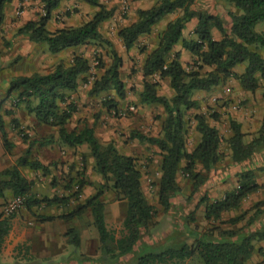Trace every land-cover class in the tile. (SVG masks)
Returning a JSON list of instances; mask_svg holds the SVG:
<instances>
[{"label": "trees", "instance_id": "obj_1", "mask_svg": "<svg viewBox=\"0 0 264 264\" xmlns=\"http://www.w3.org/2000/svg\"><path fill=\"white\" fill-rule=\"evenodd\" d=\"M10 1L0 0V25L4 20V6ZM42 1L45 2L46 14L38 21L27 22L18 34L26 35L36 43H46L52 53L78 45L107 43L112 47L109 52L112 62L107 66L100 59L99 68L103 73L95 77L89 94L101 96L114 91L118 99H125L128 89L122 78L124 59L99 29L103 22L114 16L115 9L108 8L100 0H82L96 8L87 21L77 26L50 31L46 26L47 22L51 13L59 7L61 0ZM226 1L242 11L241 14L230 12L233 20L230 32L226 30L222 18L218 15L194 9L195 0H157L150 8H139L135 20L119 28L118 35L127 51H130L136 46L139 38L150 34L161 20L177 14L167 22L159 34L158 44L146 54L141 72L143 88L138 94L141 104H155L164 108L166 117L161 134L158 137L140 132L133 134L159 149L156 153L161 156V176L158 183L154 184L157 185L158 204L165 211L171 207V198L181 192L177 180L178 173L183 171L189 177L194 193L208 179L207 173L222 161L226 148L231 151L232 160L241 163L251 158L256 150L264 145V115L260 128L249 142L245 141L246 134L242 131L241 124L233 118L229 119L233 135L226 139L219 129L209 122L210 119L219 120L218 112L208 114L196 111L193 116L188 115L191 110L200 108L199 102L194 98L196 91L210 90L230 77H234L245 91L255 93L263 89L264 101V56L261 52L264 51V31L256 29L258 24L264 22V0ZM70 14V11L66 13ZM194 18L197 19L193 31L194 38L188 39L184 37V29ZM213 29L218 30L220 39L214 37ZM179 42L192 54L194 64L189 71L181 60L180 53L173 51ZM146 50L145 46L140 49L141 53H146ZM239 64H246L243 73L233 70ZM90 71V60L83 55H75L68 64L60 62L48 74L16 77L11 81L6 99L16 94L14 107L24 105L30 113L35 114L40 123L58 129V141L52 135L40 141L41 145L58 143L63 147L74 148L87 144L94 159L93 169L102 177L100 188L84 203H79L74 209L63 212L60 216H47L36 211V208L67 206L72 197L79 198L83 188L89 183L81 177L83 172H80L77 184L68 186V189L77 188L71 195L40 197L33 194L34 182L23 175L20 166H29L44 173H48L49 168L39 160L30 159L29 144L17 164L0 171V200L5 201L8 196L25 198L23 207L39 222L53 221L56 218L70 221L89 210L94 216L102 249L112 260L132 251L140 237L154 224L157 209L144 193V172L138 157L122 153L113 141L102 144L88 124L82 129H70L68 126L77 112V104L71 100V95L77 92L80 77L83 80ZM165 79L169 80L173 91L171 97L160 95V83ZM106 100L105 105L110 109L119 106V100L115 97H107ZM4 101L5 99L0 100V108ZM5 113L14 114L12 110H6ZM12 121L14 128L22 134L23 140L27 141L29 137L23 134L19 120L14 117ZM193 121L194 128L191 125ZM190 128L200 136L191 151L188 149ZM0 133L4 148L9 152L14 143L8 138L6 121L1 112ZM83 163L85 165V159ZM199 165L205 173L197 169ZM261 170H264V167ZM237 176L238 188L227 192L222 199L207 203V220H221L224 212L239 208L244 199L264 186L257 182L253 170L240 172ZM109 190L113 191L115 200H127L123 232L119 237L106 225L107 204L103 196ZM207 201V196L201 199V202ZM263 214L264 200L254 206L253 214L243 227L238 230L219 231L226 239L212 241L198 237L192 245L183 244L177 248L169 247L141 255L136 264L183 263L195 255L205 264H246L255 250L254 241L264 240V226L254 231L245 230ZM16 215L17 212L0 213V254L12 229V219ZM246 215L247 212L226 222L238 223L244 220ZM191 220H194V216H191ZM66 237L68 243L75 247L81 246L80 232L76 228L68 229ZM112 243L116 245L115 249L112 248Z\"/></svg>", "mask_w": 264, "mask_h": 264}, {"label": "crops", "instance_id": "obj_2", "mask_svg": "<svg viewBox=\"0 0 264 264\" xmlns=\"http://www.w3.org/2000/svg\"><path fill=\"white\" fill-rule=\"evenodd\" d=\"M100 1L108 8H114V5L118 0H115V4L112 3V0H100ZM69 3L80 8L82 11L84 9L88 11L87 13L85 12L82 13L80 17L75 16L74 11H72L71 14H73L74 16L72 15L71 18L70 17L68 18V16H64V13L65 10H68L66 8V5H68ZM124 3L129 4L130 12H133L134 10L135 18H136V11L139 8L146 9L152 7L155 4L154 2L148 5L147 0H138V1L124 0ZM119 9L120 6L118 7L117 12H119ZM95 11L96 8L86 4L82 0H61L59 7L51 13V18L48 20L46 26L50 31H56L63 27L77 26L87 21ZM45 14H46L45 2L42 0H11L10 2L5 4L4 20L0 25V43L1 42L5 43L7 49H10L9 52L14 54L19 53V56L20 57L22 56L21 59L28 57L29 64L27 68L22 67L13 74L7 72L4 74V76L2 75V77L0 78V87H2L3 89L5 90L9 89L11 81L18 76L48 74L52 72L54 68L57 66V64H59L60 62H64L68 64L75 55H83L90 60V63H92L91 52L92 53L95 52L94 48H96L95 45L97 43L78 45L64 49L59 53H52L50 52L49 47L46 43H36L31 41L26 35L18 34V31L27 22L38 21ZM114 16H116V10ZM135 18L132 21H134ZM170 20L171 19L170 18L167 19V17L161 20L158 24L154 26V29L150 34L143 35L145 37L141 36L139 38L138 43L143 38L145 40L151 39L152 42H148V43H151L150 46L154 48L158 44L159 34L164 30L167 22ZM105 22H103L100 25L99 29L103 34V36L109 41H111V43L114 45V48L123 57L124 65H126V61H127L126 57L128 58L130 54H133V51L136 50L138 43H136V46H134L130 51H127L123 41L118 35L119 29L116 32L114 31L113 33H109L104 29L102 30V26ZM196 24H197L196 18L192 19L189 23L186 24L184 29V37H186L185 33H187V35L189 36L186 38L188 39L194 38L193 31L195 29ZM212 32L216 39L221 38V35L218 32V30L213 29ZM144 46L147 47V50L146 53H141L140 63L138 66L140 68L139 69L140 72H142V65L146 57V54L152 49L149 48L147 45ZM173 51L180 53L181 60L183 61L184 64L188 61L190 62V60H192L193 58L192 54L184 48L181 42L177 43L174 46ZM3 57H8V55H5ZM104 62L106 63L107 66H109L112 60L111 58H109L108 61L105 60ZM245 67L246 64H239L236 67H234L233 70L237 73H243ZM91 69H92V64H91ZM6 71H10V70L6 69ZM93 81L94 80L90 81L89 82L90 84L87 86L86 84H83L82 77H80L77 92L71 95V100L75 101L77 104V112L74 114V116L71 119V121L75 120L76 125H74L72 129L76 128V126L78 127V129H82L83 126L88 124L90 127L94 129L96 137L102 144H108L113 141L116 144L117 148L122 153L127 155H133L135 157H145L148 156V154L151 155L152 159L149 162V167L144 172L142 177V187L145 195L148 197L146 177H150L154 182L158 183V179L161 176V172H160L161 156L158 153H156L159 152V149L156 145L149 143L146 140H141L137 136H133V134L140 132L147 136L158 137L161 134L163 121L164 118L166 117L165 110L163 107H161L159 109L161 117L155 119L151 115V109H149L151 108V106L154 105L149 106L147 104H139V107L137 109L135 107L136 111L133 115H131L129 119L125 118L122 120L123 121L122 124H118L117 121H115L112 118V109L108 108L105 104L104 106L102 104H100L99 106L98 104L96 107L88 106V102H92V100L98 98V96H92V95L90 96L88 92V89L91 88ZM163 82L166 85H168V92L167 94H165V96L171 97L173 95V91L169 86V80L165 79L162 81V83ZM237 84L239 88L238 91H232L230 88L227 87H224L222 89L221 85H218L210 90L196 91L194 94V98L199 102L200 109L203 112H206L207 104H210L212 102H217L218 104H220L223 100L233 99L234 102L236 103V106L234 105L232 107L233 109L218 107L217 112L220 114L219 120L210 119L209 122L212 126H216L219 129L221 135L227 139L233 135L229 124V119L233 118L241 124L242 131L246 134L245 141L249 142L253 138V135L258 131L262 123V119L264 115L263 89H259L255 93H253L241 89L238 82ZM114 93H115L114 91L109 92L110 94L109 98L112 99V97H115V99L119 100L120 102V99H118V97ZM160 95H164V94L160 93ZM7 96L8 93H6L4 97L2 95L3 97L2 99H5ZM12 96L17 97L16 94H12L8 99L5 100L6 102L4 101L2 105L5 108L15 110V112H18L20 109L24 108V112H22L23 114L25 113L24 116L22 114L21 115L15 114L16 116L15 118L17 119L19 118L18 120L20 122V128H23L24 126H31L33 124L42 126L47 133L53 134L55 140L58 141L59 136H58L57 128L40 123V121L36 118L35 114L30 113L24 107V105H21L20 107H14L13 106L14 99H12L14 97ZM240 103L242 105H240ZM121 104L123 105V103ZM99 115L100 118L97 119ZM143 118L146 120V122L150 120L152 125L148 126V128L141 125L143 124V122L141 121ZM191 125L194 128L195 126L194 121L191 123ZM6 131H7V124H6ZM122 132L124 134L126 133L130 134L128 139L124 136H121L123 134ZM199 140H200V136L197 135V141ZM54 144H49L47 146H51ZM64 147L68 148L67 146ZM80 147H84V149H86V153L84 155L86 157V160L90 163L91 170L93 171L94 159L90 154L88 145L83 144L80 145ZM188 149L189 151H191L193 148L192 149L188 148ZM56 155L60 156L58 154ZM48 159L49 158L45 156V157H41L40 161L44 165H47L49 162ZM263 167H264V145L260 146L256 150V152L252 155L251 158L241 163L234 162L231 157V151L226 148L225 156L222 159V161L219 162L212 170H210L207 173L208 179L194 193H193V189H194L193 183L189 179V177L185 175L183 171L178 173L177 180L181 187V192L176 197L171 198V207L167 212H169L172 218L176 217L178 219L181 216L183 218L186 217V215L188 214L190 215L193 214L194 222H192V224L196 226L197 230L199 228L206 230L210 226L212 225L214 226L213 233L210 234L207 240H212V241L224 240L226 239V237L222 236L219 231L238 230L239 228L243 227L246 224V221L249 219V217L253 214L254 206L259 201L264 200V186L261 187L257 192L250 194L246 199H244V201L242 202L239 208L231 209L224 212L222 214L221 220L206 219L205 215L207 211V203L215 202L216 200L222 199L227 192L233 191L236 188H238L239 184H238L237 175L238 173L243 171L253 170L255 172V178L257 182L259 184L264 185V170H261V168ZM197 169L199 171L201 170L204 173L206 172L201 167V165H199ZM153 193L156 195L157 185H154ZM205 196L208 197V201L201 202V199L204 198ZM151 202L153 205L156 206L157 215L154 219V224L150 226V232L153 236L156 234L158 236L160 231L159 228L162 225L161 219H163L162 215L164 213V210L158 204L157 195L155 197V201H151ZM245 212H247V215L245 216L244 220L235 224L226 222L231 218L237 217ZM40 213L47 216H60L61 214H63L62 210L56 205L52 207H47V209L41 210ZM25 215L32 216L31 213H29L28 211H26ZM106 218H107V212H106ZM170 220L172 219L170 218ZM24 222L25 221L19 215H16L12 219V229L6 239L5 245L11 240L12 236L15 235L16 243L30 241L31 244L32 242L37 241L43 245L41 250H37L35 244L30 245V252L35 258H37L38 256L43 258H53L56 254L53 257H50V252H52V249L50 248L49 245L50 243H54V245L57 244L62 245L60 247L62 248V252L63 250H65L66 248L65 243L67 242L66 232L68 229L71 228L67 220L56 218L53 221H47V222L37 221L36 223L38 226L36 229L25 227ZM184 224L186 223L184 222L178 223L177 221L169 223L170 228L168 229V232L166 231L167 233H164L162 231V234L164 236H167L172 233H177L179 234V236L181 235L183 236L185 233L183 231H180V229L183 230L182 225ZM262 226H264V214L261 215L245 231L246 232L254 231L256 229L261 228ZM79 232L81 236V230H79ZM199 232L200 231H197V235L202 237V235H200ZM157 236L155 237L157 238ZM81 244H83L82 236H81ZM254 244H255V250L246 264H264V254H263L264 240L254 241ZM12 255H11V260L6 259L5 257L8 256V254L5 255L3 249L2 253L0 254V264H34L29 262L22 263V261L18 260L19 258L17 257V254L13 253ZM49 264H53V263L50 262Z\"/></svg>", "mask_w": 264, "mask_h": 264}, {"label": "rangeland", "instance_id": "obj_3", "mask_svg": "<svg viewBox=\"0 0 264 264\" xmlns=\"http://www.w3.org/2000/svg\"><path fill=\"white\" fill-rule=\"evenodd\" d=\"M148 5L150 3H156L157 0H147ZM112 3L115 4V0H112ZM120 6L119 12H117L118 7ZM66 8L68 10H65L64 16H68V18L72 17L71 15H66L67 11H74L75 16L80 17L82 13H87L88 10L84 9L83 11L72 5L68 4L66 5ZM114 9L116 10V16H113L110 20L106 21L103 26L102 30L109 33L116 32L120 27L127 25L130 23L135 17V12H130L129 4H125L124 0H118L116 4L114 5ZM194 9L197 11H204L209 12L214 15H218L220 18H222L225 28L227 31L230 32L231 25H232V17L230 16V12H235L236 14H241L242 11L237 8L233 3H230L226 0H195L194 3ZM74 16V15H73ZM177 14H172L167 16V19H173L176 17ZM256 29L258 31H264V22L257 25ZM217 30V29H216ZM219 34V33H218ZM186 37L187 33H185ZM113 37V36H112ZM145 37V36H143ZM152 42L151 39H142L138 43V46L136 50L133 51V54H128V58L126 57V65L122 68V78L124 82L127 85V96L125 99H121L119 102V106L117 108H112V118L117 121L118 124L123 123V119L127 118L129 119L131 115H133L136 111V109L139 107V92L143 88L142 83V75L140 72L139 63H140V57H141V51L140 49L147 45L149 48H152L150 45ZM96 44V43H95ZM116 44V43H115ZM94 45V44H93ZM96 48H94V53L91 52V64L92 69L89 74H87L83 78V84H86L87 86L90 84L89 82L94 80L95 77L101 75L103 73V70L99 68L100 59L102 61L109 60V52L112 48L107 43H97L95 45ZM114 47V46H113ZM10 49H7L5 43H0V78L2 75L4 76L5 73L9 72L10 74H13L17 72L20 68L28 66V57L22 58L19 56V53H11L9 52ZM264 56V51H261ZM5 55H8V57H3ZM139 55V56H138ZM193 58L190 60V62H186L185 66L187 71L192 69L193 66ZM6 69H9L10 71H6ZM156 79H158L156 77ZM237 80L234 77H230L227 79L223 84H221V88L224 87L230 88L232 91H238V84ZM85 87V85H84ZM10 88V86H9ZM91 89V88H90ZM88 89V92L90 91ZM9 89H3L0 87V100L8 93ZM86 91V90H85ZM160 93L167 94L168 92V85H166L164 82L160 83ZM87 93V92H86ZM3 95V97H2ZM90 95V94H89ZM91 96V95H90ZM110 94L104 93L101 96H98V100H92V102H88V106L96 107L98 104H102L104 106L105 101H107V97H109ZM14 97V96H12ZM14 99V102L17 100L16 97L12 98ZM104 99V100H103ZM6 100V98H5ZM97 101V102H96ZM6 102V101H5ZM13 102V104H14ZM123 103V105L121 104ZM6 104V103H5ZM122 106H121V105ZM243 104V102H242ZM240 103V105H242ZM147 105H154L151 106V115L153 118H160V108L162 106L155 105V104H147ZM236 106V103L233 99H227L223 100L220 104L217 102H212L210 104L206 105V113H214L217 112V108H223L226 109L232 108L233 106ZM136 107V109H135ZM233 109V108H232ZM6 110H12L5 108L4 106H1L0 112L3 114L6 124H7V134L9 140L14 143V147L8 152L5 150L3 141L1 138L0 133V171L7 167H11L18 163V159L23 156L26 152V149L28 145H31V160H39L41 157L47 156L49 158L48 162V168L49 172L44 173L43 171H35L29 166H20V169L24 176H26L28 179L32 180L34 182V188H33V194L38 195L40 197L42 196H54V195H60V196H66L71 195L76 191V187H72L71 189H68L69 185H74V183L77 184L79 181L80 176L79 173L83 172V175L81 176L84 178L89 184L86 185L79 198H76L75 196L72 197L71 202L67 206H58L62 212H69L72 209H74L79 203H84L89 197L94 195L97 191V189L100 188L102 185V177L101 175L95 171L91 170L90 163L86 160L85 153L86 149L84 147H74V148H65L61 146L58 143H55L54 145L47 146V145H41L39 144L40 141H42L45 138H48L52 136L53 134H49L46 132V130L43 129L42 126L33 124L31 126H24L21 128L24 135H28L29 139L27 141L23 140L22 134L14 128V123L12 119L17 115H23L22 112H24V108L20 109L18 112L13 111V115L6 114ZM203 112L200 108L197 110H191L188 115L193 116L194 113ZM98 115V113H97ZM100 118L97 117V119ZM19 119V118H18ZM143 122L144 127L148 128V126L152 125L151 121L149 120L146 122V120L143 118L141 120ZM76 125L75 120L71 121L69 124L70 129ZM117 125V124H116ZM193 127V126H192ZM76 128H78L76 126ZM33 130V131H32ZM190 134L188 137V148L192 149L196 142H197V134L193 131V128H190ZM121 133V132H120ZM123 133V132H122ZM150 133V132H149ZM121 136H124L128 139L130 134H122ZM22 141V142H19ZM18 142V143H16ZM56 154L60 155L57 156ZM83 159H85V165L83 163ZM152 157L148 154V156L145 157H138L139 163L142 167L143 172H145L149 167V162L151 161ZM154 182L152 178L146 177V184H147V195L151 201H155L156 195L153 193V187ZM15 197L8 196L5 201L0 200V213L2 211L5 212V207L8 203L13 201ZM104 202L107 204L106 212H107V218H106V225L108 229L114 232V234L119 237L121 233L123 232V221L126 216V210H127V200H115V196L113 191L109 190L106 191V193L103 196ZM43 209H47V207H43L40 209L36 208V211L40 212ZM163 213V219L162 225L159 228V235H152L150 232V228L143 234L140 239L137 241L136 245L132 249L131 252L124 254V256H121L118 259L112 260L109 258L107 254L104 253L101 245V241L99 238L98 230L94 224V216L91 214V212L88 210L83 215L74 218L73 220L68 221L69 226L72 228H76L77 230H81V236L83 239V244H81L80 247H75L74 245L66 242V248L62 252V248H60L62 245H54V243H50V248L52 249V252H50V257L53 258H43V257H37L35 258L31 252H30V245L36 246L37 250H41L43 245L40 242H32L30 241H24L16 243L15 239L16 236L13 235L11 240L5 245L4 252L6 256V259L11 260V255L13 253L17 254V257L19 258V261H22V263H34V264H49L52 262L53 264H136L138 258L141 255L151 253V252H159L161 250H164L169 247H180L183 244L192 245L195 240L198 237H201L197 235V231H200L199 234L202 235V237H205L206 239L209 238L210 234L213 233V225L209 228L205 229H199L197 230L196 226L192 224L194 220H191V216L193 214H188L186 217H171L169 212H165V209ZM26 209L22 206L19 211L17 212V215L21 216L22 219L25 221L24 225L25 227L36 229L37 228V221L35 217L25 215ZM56 211V210H55ZM170 218L172 220H170ZM174 221L184 222L186 224L182 225L183 230L180 229V231H183L185 234L182 236H179L177 233H172L170 235L164 236L162 234V231L164 233L168 232V229L170 228L169 223H172ZM112 222V224H111ZM180 227V228H182ZM167 231V232H166ZM95 235V236H94ZM157 236V238L155 237ZM182 237V238H180ZM59 247V248H58ZM116 245L112 243V248L115 249ZM36 250V251H37ZM13 256V255H12ZM86 259V260H85ZM83 262V263H81ZM109 262V263H108ZM170 264H205L203 260H201L197 255H195L192 259L187 260L183 263L178 262H172Z\"/></svg>", "mask_w": 264, "mask_h": 264}, {"label": "built area", "instance_id": "obj_4", "mask_svg": "<svg viewBox=\"0 0 264 264\" xmlns=\"http://www.w3.org/2000/svg\"><path fill=\"white\" fill-rule=\"evenodd\" d=\"M25 201V198L23 197H16L8 203L5 207V212L6 213H13V212H18L19 209L23 206Z\"/></svg>", "mask_w": 264, "mask_h": 264}]
</instances>
